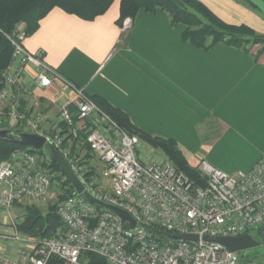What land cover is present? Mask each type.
I'll list each match as a JSON object with an SVG mask.
<instances>
[{
    "label": "built area",
    "instance_id": "1",
    "mask_svg": "<svg viewBox=\"0 0 264 264\" xmlns=\"http://www.w3.org/2000/svg\"><path fill=\"white\" fill-rule=\"evenodd\" d=\"M7 38L12 56L0 72V129L41 137L51 153L17 148L0 159V216L11 218L16 203L50 202L63 229L35 239L21 234L18 222L11 221L2 232L0 227V238L14 255L0 252V264H48L51 258L62 264H89V255L104 264H241L239 252L204 238L238 237L264 224V156L250 171L233 174L201 160L197 168L206 185L197 186L163 154L154 161L139 159V138L122 130L83 89L48 66L41 53L29 52L23 25ZM55 81L73 98L59 108L62 128L48 133L45 116L28 101L39 100L34 88L49 89ZM76 144L103 165L108 190L86 176L81 159L72 152ZM52 152L77 177L81 193L61 168L52 166ZM106 206L127 213L135 226L129 227ZM171 235L197 240H173Z\"/></svg>",
    "mask_w": 264,
    "mask_h": 264
},
{
    "label": "crops",
    "instance_id": "2",
    "mask_svg": "<svg viewBox=\"0 0 264 264\" xmlns=\"http://www.w3.org/2000/svg\"><path fill=\"white\" fill-rule=\"evenodd\" d=\"M197 1L223 22L264 35V17L245 1ZM119 5L115 0L93 21L54 8L24 46L87 95L121 110L138 130L174 140L191 167L206 160L228 174L250 171L264 156L262 46L244 51L218 43L206 50L185 43V27L172 26L160 9H141L119 26ZM33 92L39 100L28 103L45 116L44 130H60L59 108L72 94L56 81Z\"/></svg>",
    "mask_w": 264,
    "mask_h": 264
},
{
    "label": "trees",
    "instance_id": "3",
    "mask_svg": "<svg viewBox=\"0 0 264 264\" xmlns=\"http://www.w3.org/2000/svg\"><path fill=\"white\" fill-rule=\"evenodd\" d=\"M115 0H0V72L8 66L12 47L8 40L18 27L24 26L27 36L33 34L39 26L40 20L54 8L78 17L84 21H93L107 12ZM245 1V0H243ZM264 1V0H263ZM252 9L261 12L253 5L245 1ZM155 12L160 9L166 12L172 26L183 25L185 27L181 40L191 43L202 49H211L218 43L248 51L250 46L261 45L264 49V35L255 33L246 25H231L223 22L213 14L205 5L197 0H120L119 18L117 25L122 26L126 19H134L139 10ZM262 15V14H261ZM263 16V15H262ZM264 17V16H263ZM103 111H105L118 126L129 135H135L140 141L150 148L158 150L177 169L188 177L195 185L204 187L206 179L200 174L198 168L191 167L174 140L150 136L135 128L128 117L119 109L112 107L105 100L90 96ZM21 145L0 140V159H7L11 152ZM36 152L39 155L42 153ZM89 153V151H88ZM81 165L83 163L81 162ZM52 166L60 170V167L52 158ZM86 176L90 177L89 174ZM21 206L22 222L18 226L21 234L35 239L50 237L57 230H62V223L56 213V207L50 205L43 212L37 205L16 203ZM263 226L255 229L253 236L261 244L264 239ZM257 252L245 254L239 252L240 263L255 261ZM89 264H104L99 257L89 255ZM48 264H62L58 259L51 258ZM259 264H264L259 262Z\"/></svg>",
    "mask_w": 264,
    "mask_h": 264
},
{
    "label": "water",
    "instance_id": "4",
    "mask_svg": "<svg viewBox=\"0 0 264 264\" xmlns=\"http://www.w3.org/2000/svg\"><path fill=\"white\" fill-rule=\"evenodd\" d=\"M255 8H257L261 14L264 16V1L263 0H245ZM0 140L7 141L9 143L26 146L32 149H35L39 152L42 151L44 147V139L30 133H14L9 129H0ZM52 156L55 161L58 163L63 174L68 178L72 186L76 189L78 193H81L83 190L82 185L80 184L77 177L71 171L67 163L62 159V157L56 153L52 152ZM90 203H95V200L88 198ZM106 208L113 211L120 219L127 224L129 227L133 228L135 222L132 218L122 210H119L112 206H106ZM173 240H185V241H196V236L191 235H171ZM208 242H216L227 248L230 252H243L245 250L254 249L260 245V243L250 234L245 233L238 237H210L206 236L204 238Z\"/></svg>",
    "mask_w": 264,
    "mask_h": 264
},
{
    "label": "rangeland",
    "instance_id": "5",
    "mask_svg": "<svg viewBox=\"0 0 264 264\" xmlns=\"http://www.w3.org/2000/svg\"><path fill=\"white\" fill-rule=\"evenodd\" d=\"M22 25V24H21ZM11 62V60H10ZM9 62V64H10ZM8 64V65H9ZM6 69V68H5ZM23 149H28L29 147L26 146H21ZM72 152H74L79 159H81L83 165H82V169L85 173L90 175V178L95 184L96 186H101L103 187V189L108 190L109 187V180L107 178H105V176L103 175L104 172V167L103 165L98 162L93 155H91L90 153H88V151L84 150V149H76L75 147H72ZM42 153L44 155H50L51 150L49 148V146L45 145L43 148ZM137 156L139 159L141 160H158L161 157V153L158 150H155L153 148H150L147 144H145L144 142H140L138 150H137ZM24 204H29V203H23ZM51 203L49 202L48 204H44V205H37V207H39L43 212H46L47 209L50 207ZM0 214H2L0 212ZM10 215L11 218L6 219L3 218L2 216H0V227H1V232L4 230L3 226H6L8 224L11 223V221L13 222H18L21 223L22 218V209L21 206H16L14 205L11 208L10 211ZM263 230H264V226H263ZM250 234L252 236L256 235V231H250ZM257 240V239H256ZM8 243H6L5 241H2L0 238V252L2 254H5L7 256H14L13 252H11V248L10 246L7 245ZM251 252H257V257H256V262L257 263H261L264 261V239L261 241V244L254 248V249H249V250H245L243 251V253L245 254H249Z\"/></svg>",
    "mask_w": 264,
    "mask_h": 264
}]
</instances>
